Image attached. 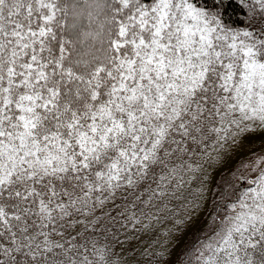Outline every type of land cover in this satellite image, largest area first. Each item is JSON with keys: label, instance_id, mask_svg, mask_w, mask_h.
I'll return each mask as SVG.
<instances>
[{"label": "snow or ice", "instance_id": "obj_1", "mask_svg": "<svg viewBox=\"0 0 264 264\" xmlns=\"http://www.w3.org/2000/svg\"><path fill=\"white\" fill-rule=\"evenodd\" d=\"M262 132L264 0H0V264H117L76 217L125 191L158 220L195 157ZM244 167L187 264H264Z\"/></svg>", "mask_w": 264, "mask_h": 264}, {"label": "trees", "instance_id": "obj_2", "mask_svg": "<svg viewBox=\"0 0 264 264\" xmlns=\"http://www.w3.org/2000/svg\"><path fill=\"white\" fill-rule=\"evenodd\" d=\"M225 19L239 24V21L245 20V16L239 7L232 3L227 8ZM194 159L202 164L201 171L195 174V179L191 183L186 182L184 187L176 193L178 199H172L167 210L162 212H157L155 208L151 210L152 215L159 216L158 220L149 221L141 215L142 211L148 212L142 203L135 209L132 208V202L139 192L130 195L128 192L120 191L114 199L106 202L102 208H97L92 215L86 218L76 217L87 223L89 231L85 232V235L103 242L105 237L109 238L117 234L129 235L131 229L137 230L146 233L147 236L141 264H187V250L199 238H202L204 230L209 227L211 217L223 202V198L230 195L233 185L239 189L243 184L237 179L238 176L231 178L229 183H221L220 179L215 181L213 177L217 167L214 165L212 153L211 156ZM255 162V160L250 161V166H254ZM240 173L255 175V173H249V169L243 164L239 168L238 175ZM191 176V173L187 174L185 181H188ZM145 198L146 196L142 197V199ZM132 211H135L137 217L141 219V223L136 224L135 227H133L134 221L128 219ZM89 220L95 223H88ZM80 226L81 224L77 225L74 230L78 231L82 227ZM93 227L94 231H92ZM66 230L69 231V229ZM54 238L59 239V237ZM172 243H176L175 247Z\"/></svg>", "mask_w": 264, "mask_h": 264}, {"label": "rangeland", "instance_id": "obj_3", "mask_svg": "<svg viewBox=\"0 0 264 264\" xmlns=\"http://www.w3.org/2000/svg\"><path fill=\"white\" fill-rule=\"evenodd\" d=\"M260 156H264V132L245 136L238 145L230 143L219 153L212 152L214 165L217 167L213 178L215 181L220 179L221 183H229L231 178L238 176L242 164L250 166V161H256ZM93 220H89L88 223H92ZM81 226L78 231H83L87 223ZM69 231L75 233V230L69 229ZM146 239V233L131 229L129 235H113L101 243H108L112 246L111 259L117 261V264H141ZM175 244L172 243V246L175 247Z\"/></svg>", "mask_w": 264, "mask_h": 264}]
</instances>
